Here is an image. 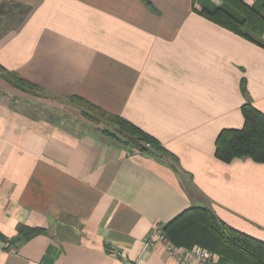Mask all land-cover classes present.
<instances>
[{"label":"crops","instance_id":"obj_1","mask_svg":"<svg viewBox=\"0 0 264 264\" xmlns=\"http://www.w3.org/2000/svg\"><path fill=\"white\" fill-rule=\"evenodd\" d=\"M0 65L37 84L40 103L81 114L82 97L169 154L26 112L0 70V264H179L146 242L192 206L264 240V163L215 154L219 132L244 125L242 78L264 112L262 45L192 0H0Z\"/></svg>","mask_w":264,"mask_h":264},{"label":"trees","instance_id":"obj_2","mask_svg":"<svg viewBox=\"0 0 264 264\" xmlns=\"http://www.w3.org/2000/svg\"><path fill=\"white\" fill-rule=\"evenodd\" d=\"M193 10L217 24L264 47V0H192ZM3 76L16 86L39 93L42 89L18 73L0 65ZM247 101L242 105L244 125L224 128L216 138V156L231 162L237 158H251L264 163V112L248 96L246 78L241 81ZM72 102L81 108L83 117L100 124L96 128L114 140L137 146L151 153L168 154L163 145L150 133L127 118L108 112L78 96ZM150 143L152 148L146 147ZM170 241L177 246L195 245L216 252L223 264H264V240L243 232L225 221L207 206H192L162 226ZM45 229L20 227L24 238H30Z\"/></svg>","mask_w":264,"mask_h":264},{"label":"built area","instance_id":"obj_3","mask_svg":"<svg viewBox=\"0 0 264 264\" xmlns=\"http://www.w3.org/2000/svg\"><path fill=\"white\" fill-rule=\"evenodd\" d=\"M146 147L152 148L150 143L145 144ZM158 241L165 243L169 253L177 260L179 264H221L220 256L205 247L198 245L192 247L177 246L170 241L168 236L164 233L161 225H156L146 242L147 246H153ZM116 254L123 256L119 249H115Z\"/></svg>","mask_w":264,"mask_h":264},{"label":"rangeland","instance_id":"obj_4","mask_svg":"<svg viewBox=\"0 0 264 264\" xmlns=\"http://www.w3.org/2000/svg\"><path fill=\"white\" fill-rule=\"evenodd\" d=\"M257 1H258V4L259 5L262 2V0H257ZM18 88L21 91H24L25 93H27L25 96L20 97V98H24V102H20L19 103L20 104V107L22 109H24L26 112H30V113H40V115L47 114V113L49 115L50 114L57 115V116L59 115V116H61L62 119L65 116V114H68L69 118L66 121H70V123L72 125L74 123V124H76L75 126H82L83 123L84 124L85 123H89L94 128L100 127V124H97L95 122H92V121H90L88 119L86 120L85 118L83 119L82 113L80 114L77 110L71 109L70 106L65 105L64 103L67 102L66 100H60V99L54 98V95H51V97H49V98L50 99H54L55 101H58L59 102V103H57L58 105H45V104L40 103L39 101H37L35 99L37 97V95H35V94H39L41 92H39V93L34 92L33 93L31 91H26V90H24V89H22L20 87H18ZM44 95L47 96L46 94H44ZM41 113H43V114H41ZM43 116H46V115H43ZM100 133H101V131H100ZM101 134L103 135V133H101ZM108 138H110V137H108ZM220 260H221V258H220ZM221 264H223V263L221 262Z\"/></svg>","mask_w":264,"mask_h":264}]
</instances>
